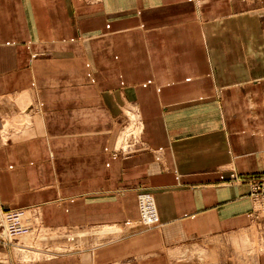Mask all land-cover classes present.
<instances>
[{
    "label": "crops",
    "instance_id": "0c3cea01",
    "mask_svg": "<svg viewBox=\"0 0 264 264\" xmlns=\"http://www.w3.org/2000/svg\"><path fill=\"white\" fill-rule=\"evenodd\" d=\"M9 100L0 200L88 241L0 264H264V0H0ZM122 124L139 134L117 149Z\"/></svg>",
    "mask_w": 264,
    "mask_h": 264
},
{
    "label": "rangeland",
    "instance_id": "374dc122",
    "mask_svg": "<svg viewBox=\"0 0 264 264\" xmlns=\"http://www.w3.org/2000/svg\"><path fill=\"white\" fill-rule=\"evenodd\" d=\"M5 108L3 107V103L0 102V106L3 108V113L6 117L13 115L15 117V122L21 118L20 111L23 110L25 107L24 100L16 103L13 100H9V104H6ZM124 116L123 124L126 123L128 119H130L132 122H135L139 119L140 115L138 112L137 107L135 104H131V106L126 107L122 109V114ZM20 121V120H18ZM22 121V119H21ZM129 121V120H128ZM123 124L120 126V130L122 128V133L120 137L118 138V145L117 149H124V144L126 148H128V144L132 143L127 136L133 135V139L137 137L139 134V125L133 124L132 126L129 125L127 128L123 127ZM127 138V140H126ZM125 139V140H124ZM130 146V145H129ZM2 202V201H1ZM18 207V206H17ZM12 208V207H10ZM140 208V206H139ZM32 221V222H31ZM35 220L29 219V220H23V222L18 226L17 240L12 241L11 243H4L0 241V243L4 244L2 247H0V259H7L10 257V255L18 258L19 260H30L35 258H41L43 256H47L51 253L65 250L67 248H76L79 246H84L87 243V237L83 236L82 233H77V235L74 232H66L65 230L61 228H54L46 226L43 222L41 225H37L33 223ZM1 229V226H0ZM253 231L252 228H250L251 232H255V234L258 233V228ZM264 229V226L260 227L259 231H262ZM68 234V236H64V234ZM4 235H9L7 232V229L3 231ZM264 235V232H262ZM13 237V236H12ZM264 237H262V246L264 245ZM1 246V245H0ZM247 247V245H245ZM192 249H195L192 247ZM12 250V251H11ZM189 250L185 249L184 251ZM200 249H198L199 251ZM200 256L204 259L205 254L203 251L199 252ZM209 257V256H208Z\"/></svg>",
    "mask_w": 264,
    "mask_h": 264
},
{
    "label": "built area",
    "instance_id": "2783aa9c",
    "mask_svg": "<svg viewBox=\"0 0 264 264\" xmlns=\"http://www.w3.org/2000/svg\"><path fill=\"white\" fill-rule=\"evenodd\" d=\"M245 179V178H244ZM246 179L249 181V194L252 199V208L258 215L264 214V173H256L248 175ZM143 196V197H141ZM151 193L148 191H140L138 194L139 205L141 209V222L148 224L155 219L154 208L151 202ZM35 220L33 223L37 225L43 224L40 207L37 204L24 205L18 207H5L0 200V241L11 243L18 238V226L23 220ZM7 229L9 235H4L3 231ZM13 236V237H12Z\"/></svg>",
    "mask_w": 264,
    "mask_h": 264
},
{
    "label": "bare ground",
    "instance_id": "6f19581e",
    "mask_svg": "<svg viewBox=\"0 0 264 264\" xmlns=\"http://www.w3.org/2000/svg\"><path fill=\"white\" fill-rule=\"evenodd\" d=\"M141 197H143V196H141ZM151 202H152V205H153V208H154L155 219L151 220L148 224H145V223L141 222V220H140V222H141L142 224H145V225H151V224H153V223H155V222L157 221L158 214H157V208H156V205L154 204L155 202H154V198H153V196H151ZM139 206H140V205H139ZM140 212H141V209H140ZM31 222H32V221H31Z\"/></svg>",
    "mask_w": 264,
    "mask_h": 264
}]
</instances>
